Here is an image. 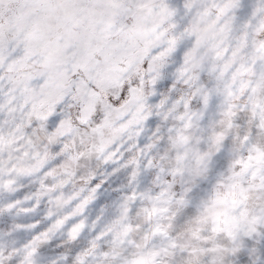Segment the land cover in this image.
Wrapping results in <instances>:
<instances>
[{
    "label": "snow or ice",
    "instance_id": "1",
    "mask_svg": "<svg viewBox=\"0 0 264 264\" xmlns=\"http://www.w3.org/2000/svg\"><path fill=\"white\" fill-rule=\"evenodd\" d=\"M0 264H264V0H0Z\"/></svg>",
    "mask_w": 264,
    "mask_h": 264
}]
</instances>
